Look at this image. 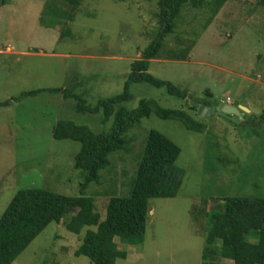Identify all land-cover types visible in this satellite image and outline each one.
Returning <instances> with one entry per match:
<instances>
[{"label":"rangeland","instance_id":"374dc122","mask_svg":"<svg viewBox=\"0 0 264 264\" xmlns=\"http://www.w3.org/2000/svg\"><path fill=\"white\" fill-rule=\"evenodd\" d=\"M158 2L83 0L74 10L66 0H0V218L22 190L80 195L84 180L74 159L81 144L56 140L53 129L71 121L101 133L113 118L103 124L102 112H79L65 93L81 95L92 107L122 94L133 61L157 36ZM254 3L228 0L215 17L210 5L185 8L149 73L187 98L135 83L132 98L117 106L134 110L142 100H154L188 114L198 128L155 113L141 118L127 133L129 152L112 154L101 182L85 190L104 220L112 197L130 195L151 131L181 149L178 196L150 200L143 243L130 246L116 238L127 253L116 264H207L209 213L222 211L229 197L264 198V8ZM187 47V61L165 55ZM227 98L253 113L240 121L221 115L217 107ZM195 105L213 112L199 113ZM86 231L76 235L65 223H53L13 264H92L74 254ZM215 262L232 263L210 258Z\"/></svg>","mask_w":264,"mask_h":264},{"label":"trees","instance_id":"16d2710c","mask_svg":"<svg viewBox=\"0 0 264 264\" xmlns=\"http://www.w3.org/2000/svg\"><path fill=\"white\" fill-rule=\"evenodd\" d=\"M66 1L75 10L83 0ZM227 2L228 0H159L157 36L141 52L140 59L133 61L122 94L102 99L92 107L86 105L81 95L65 93L66 97L77 101L79 112H102L103 124L113 118L112 127L108 131L94 133L88 127L71 121L57 123L53 129L56 140H73L81 144V150L74 159L75 169L83 175L81 193L79 196H64L44 189L19 191L0 218V264H13L53 223L59 226L65 223L67 229L76 235L87 228L82 244L74 254L88 257L92 264H116L118 259L127 258V253L119 249L116 238H122L130 246L143 243L150 200L175 198L182 186L183 172L177 165L181 149L175 143L157 131L149 133L130 195L112 197L104 220L96 211L94 198L86 196L85 190L90 184L101 182L102 173L112 166V154L129 152L133 141L127 137V133L141 118L155 113L164 119L179 118L190 129L198 128L188 114L164 109L154 100H142L134 110L117 106L132 98L130 87L135 83L164 87L170 95L185 100V92L149 73L150 62L162 57L166 38L175 32L178 19L185 8L210 5L214 8L215 17ZM253 5L255 8H264V0H255ZM191 48L180 51L171 49L165 55L170 60L187 61ZM262 119L264 121V114ZM208 228V247L204 256L207 264H212L209 263L210 258L215 261L228 260L231 264H264V198H226L222 211L209 213Z\"/></svg>","mask_w":264,"mask_h":264},{"label":"water","instance_id":"95a60500","mask_svg":"<svg viewBox=\"0 0 264 264\" xmlns=\"http://www.w3.org/2000/svg\"><path fill=\"white\" fill-rule=\"evenodd\" d=\"M195 107L198 109L199 113L205 114L209 112V114H211L213 112V109H208L204 106L195 105ZM217 110L219 111L221 115L227 116L229 118H233L237 121H240V119H243L245 112L248 111V109L245 107H236V106L229 105V104H220L217 107Z\"/></svg>","mask_w":264,"mask_h":264},{"label":"crops","instance_id":"0c3cea01","mask_svg":"<svg viewBox=\"0 0 264 264\" xmlns=\"http://www.w3.org/2000/svg\"><path fill=\"white\" fill-rule=\"evenodd\" d=\"M227 104V103H226ZM230 105H233V106H235V104L234 103H232V104H230ZM240 106H236V107H245V108H247L248 109V111L247 112H245V114H252L253 113V111H254V109H252V107H249V106H247V105H244V104H239ZM232 119V118H231Z\"/></svg>","mask_w":264,"mask_h":264},{"label":"built area","instance_id":"2783aa9c","mask_svg":"<svg viewBox=\"0 0 264 264\" xmlns=\"http://www.w3.org/2000/svg\"><path fill=\"white\" fill-rule=\"evenodd\" d=\"M231 100H230V98H227V104H232L231 102H230Z\"/></svg>","mask_w":264,"mask_h":264}]
</instances>
